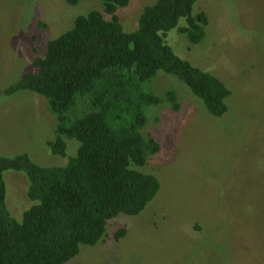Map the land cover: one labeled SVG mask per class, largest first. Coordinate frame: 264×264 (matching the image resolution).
Returning a JSON list of instances; mask_svg holds the SVG:
<instances>
[{"label": "rangeland", "instance_id": "rangeland-1", "mask_svg": "<svg viewBox=\"0 0 264 264\" xmlns=\"http://www.w3.org/2000/svg\"><path fill=\"white\" fill-rule=\"evenodd\" d=\"M155 1L131 0L121 8L125 30L137 29L144 7ZM94 9H103L100 0L76 6L0 0V154L28 152L43 166H65L77 155L76 138L65 137L66 156L51 151L57 119L44 95L4 91L34 68L52 38ZM199 11L210 18L199 44L177 29L167 40L180 56L226 82L233 90L230 111L212 115L183 80L158 71L150 91L163 95L173 88L182 103L179 111L166 102L146 107L143 132L162 149L138 169L157 175L161 188L143 212L121 213L104 241L83 245L67 264H264V0H199ZM5 180L8 206L22 219L34 203L29 178L9 170ZM123 225L128 233L115 241Z\"/></svg>", "mask_w": 264, "mask_h": 264}, {"label": "trees", "instance_id": "trees-1", "mask_svg": "<svg viewBox=\"0 0 264 264\" xmlns=\"http://www.w3.org/2000/svg\"><path fill=\"white\" fill-rule=\"evenodd\" d=\"M65 1L76 6L81 0ZM100 1L102 10L78 15L48 42L34 68L4 91L32 90L49 100L57 119L56 138L48 141L54 154L66 156L65 137L78 139L80 147L65 166H43L28 152L0 154V264H67L83 245L104 241L121 213L139 215L155 199L159 177L138 169L162 149L143 132L146 107L166 102L175 111L182 108L175 89L150 91L158 71L183 80L212 115L231 109L233 90L226 82L180 56L167 40L173 29L191 45L206 37L210 18L206 11L194 13L199 0H156L144 7L133 31L125 30L119 14L131 0ZM9 170L30 181L34 203L22 219L7 203ZM127 233L120 226L114 240Z\"/></svg>", "mask_w": 264, "mask_h": 264}]
</instances>
